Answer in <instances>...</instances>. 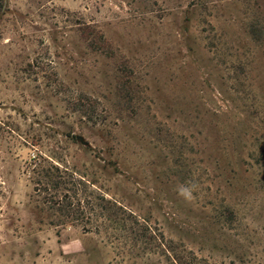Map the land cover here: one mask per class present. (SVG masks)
<instances>
[{
	"label": "rangeland",
	"instance_id": "rangeland-1",
	"mask_svg": "<svg viewBox=\"0 0 264 264\" xmlns=\"http://www.w3.org/2000/svg\"><path fill=\"white\" fill-rule=\"evenodd\" d=\"M0 264H264V0H0Z\"/></svg>",
	"mask_w": 264,
	"mask_h": 264
},
{
	"label": "trees",
	"instance_id": "trees-1",
	"mask_svg": "<svg viewBox=\"0 0 264 264\" xmlns=\"http://www.w3.org/2000/svg\"><path fill=\"white\" fill-rule=\"evenodd\" d=\"M54 169V167H53ZM55 172H50L49 173H45L44 171L40 172L39 174V180H38V187L40 186V188H38V192H46V193H49L51 191V189L55 192V198L57 199H61L63 197V199L61 201H64L65 200V196L61 194L60 190H61V187H64L65 185V182L63 181L64 178L61 176V173H60V169L58 168H55ZM58 173V174H57ZM68 196H66L67 198ZM52 202L54 204H63V202H60V200L57 201H54L52 199ZM66 207V206H65ZM77 219V218H76ZM79 219V218H78Z\"/></svg>",
	"mask_w": 264,
	"mask_h": 264
}]
</instances>
